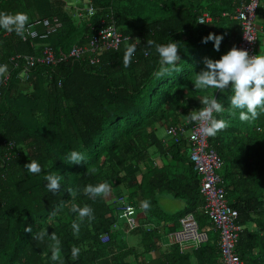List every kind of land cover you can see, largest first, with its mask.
<instances>
[{
    "label": "trees",
    "instance_id": "1",
    "mask_svg": "<svg viewBox=\"0 0 264 264\" xmlns=\"http://www.w3.org/2000/svg\"><path fill=\"white\" fill-rule=\"evenodd\" d=\"M247 1L86 0L85 6L90 3L93 12L85 14L82 5L72 6L70 0H0V12L26 13L29 22L54 16L60 23L49 33L35 25L37 35L24 40L0 28V63L10 74L0 88V264H59L51 260L48 241L37 245L24 231L29 225L33 234L43 229L49 235L55 232L64 264H122L111 234L117 232L111 227L116 202L106 203L104 196L89 198L83 192L86 185L103 182L111 186L112 197L147 201L149 207L156 192L183 199L182 214L193 213L198 229L206 234L195 249L199 263L217 264L218 234L202 210L199 176L188 160L186 137L163 145L156 134L162 125L182 124L187 131L194 123L187 116L203 107L198 97L208 94L224 105V111L214 116L228 124L206 140L221 161L225 198L242 226L235 251L244 264H264V114L255 122H242L239 110L235 116L230 114L231 85L221 92L197 90L192 83L205 68L204 58L217 60L236 47L240 26L233 15ZM254 16L264 28V0H258ZM101 18L105 20L100 22ZM109 21L120 34L116 48L98 40L92 50L90 39ZM210 33L223 36L219 51L214 41L202 42ZM137 39L140 43L125 68L126 46ZM147 40L177 43L180 60L176 63L181 71L157 80L153 73L159 68V57ZM72 45L83 48L81 57L67 56ZM45 47L65 58L53 65L35 63L25 72L22 61L16 60L15 66L8 62L15 54L37 57ZM260 52L264 43L255 54ZM4 141L12 143L8 158L2 154ZM149 148L160 156L169 154L172 163H150L146 177L138 181L137 164L148 160ZM73 150L84 154L85 163H68ZM30 160L41 165L40 174L24 168ZM176 161H185L187 169H176ZM51 171L62 177L55 193L47 190L43 179ZM73 204L91 207L94 215L80 222L78 235L72 228L78 217L71 211ZM137 229L139 225L131 231ZM103 233H108L105 242L99 239ZM73 246L80 249L75 260Z\"/></svg>",
    "mask_w": 264,
    "mask_h": 264
},
{
    "label": "clouds",
    "instance_id": "2",
    "mask_svg": "<svg viewBox=\"0 0 264 264\" xmlns=\"http://www.w3.org/2000/svg\"><path fill=\"white\" fill-rule=\"evenodd\" d=\"M201 23L203 22L201 21ZM28 25L29 16L26 13L17 12L11 14L0 12V28H3L7 32H15L22 39L25 37ZM247 39L251 41V39ZM222 40L223 36L210 33L207 37L203 38L202 42L214 41V48L216 51H219ZM139 43L140 41L137 39L135 43H130L126 46L123 56V66L125 68L130 66ZM147 45L154 47L159 57V68L153 73L157 80L170 77L173 73L181 71L177 68L176 63L180 60L177 43L169 42L162 44L153 40H147ZM145 54L147 55V52ZM203 63L205 68L195 74V80L192 82L195 89L214 88L223 92L231 85L232 95L229 96L231 115L235 116L236 110H239V119L242 122H255L261 114H264V52L250 56L246 50L233 47L219 59L204 58ZM6 72L7 66H0V77ZM198 98L203 107L193 110L187 116L188 120L189 122L198 123L199 130L203 135L214 137L217 132L228 127L225 120L217 119L214 116V113L219 114L224 111V105L213 94ZM67 160L69 164L85 163V156L83 153L73 150L68 154ZM24 168L30 174H40L42 172L41 165L36 160H30L29 163L24 165ZM43 179L47 182L46 188L49 192L55 193L60 189L62 177L56 171L48 172L43 176ZM67 190L70 193L72 191L71 189ZM83 192L89 198L108 196L111 192V186L107 182L96 185L89 184L84 187ZM142 207L147 210L149 203L147 201L142 202ZM71 211L78 213L77 221L72 222L74 235H78L80 222H83L85 218L89 220L94 219L93 209L87 205L80 207L73 204ZM55 214L56 210L52 211L51 215ZM24 231L31 233L32 239L37 242V245L48 241L47 247L51 252V260L64 264L61 242L55 232L49 235L47 230L43 229L33 234L31 225L24 228ZM79 252L80 249L78 247L73 246L71 248L73 260L78 259Z\"/></svg>",
    "mask_w": 264,
    "mask_h": 264
},
{
    "label": "built area",
    "instance_id": "3",
    "mask_svg": "<svg viewBox=\"0 0 264 264\" xmlns=\"http://www.w3.org/2000/svg\"><path fill=\"white\" fill-rule=\"evenodd\" d=\"M257 2L258 0H248L245 4L236 8L233 15V18L238 21L240 26V36L236 48L246 50L250 56L256 55L255 43L257 30L254 12ZM83 10L85 14H92L93 6L88 3L83 7ZM79 14L80 10L76 9V15ZM99 20L103 22L105 18ZM198 21H203V16H199ZM110 23H112V21L106 23L104 27L97 28L95 34L89 41V46L92 47V50L96 49L98 40H101L105 47L109 46L111 48H116L117 43L120 41V34L114 31ZM35 25H41L45 33H49L59 27L60 23L54 16L50 19H33L26 28L25 37L37 35L34 29ZM246 37L251 39V41ZM103 45H101V48L104 47ZM94 52L97 54V51H93V53ZM82 54L83 48L72 45L68 50L67 56L79 58ZM64 58L65 56H54L53 51L45 47L41 55L37 57L15 54L9 57L8 62H12L13 66H15L17 64L16 60L22 61V67L25 72L27 68L33 66L35 63L53 65ZM89 61L93 62L94 59L90 58ZM2 64L3 63H0V66H2ZM9 76L10 74L7 69V72L1 77L0 88L5 86ZM165 132L173 142H177L181 135L186 136L189 146L188 160L192 164V169L199 176L198 192L203 198L202 210L212 224L213 229L216 230L218 234L217 246L219 251V264H244L235 251V244L241 226L236 223V210L230 207L226 201L224 181L219 173L221 161L216 152L208 146L206 140L207 136L200 132L199 125L196 122L191 124L187 131L182 124H176L166 126ZM3 145L5 146V151L2 153L3 157L8 158L10 156L12 143L10 141H4ZM152 165H155V162H152ZM114 202H116L115 209L117 211V216L123 219L125 225L124 229L126 231L134 229L138 225L133 219L134 207L126 202L121 195L115 197ZM262 202L264 205V195L262 196ZM177 222V229L170 233L172 242L178 243V245L181 246L185 241H190L197 245L206 240L205 232L198 229L195 220L189 213L180 216ZM115 226V223L111 225L112 228ZM99 239L102 242L107 241L108 233H103Z\"/></svg>",
    "mask_w": 264,
    "mask_h": 264
},
{
    "label": "crops",
    "instance_id": "4",
    "mask_svg": "<svg viewBox=\"0 0 264 264\" xmlns=\"http://www.w3.org/2000/svg\"><path fill=\"white\" fill-rule=\"evenodd\" d=\"M75 4L80 6L77 3H73L72 6ZM72 12L76 14V9ZM255 25L257 42L259 38V45L255 46L256 53L258 49L260 51L261 44L264 43V28L257 22H255ZM162 127L164 135H157V137L163 145H167L173 141L166 134L165 126L162 125ZM184 137L186 136L184 135ZM148 153V160L137 164L138 170L135 173V179L138 181H141L144 176L146 177V170L151 168L152 162H155V166L172 163L167 153L160 156L154 152L153 148H149ZM175 168H181L184 171L187 169V165L185 161L182 164L176 161ZM127 192L128 190H125L123 194H128ZM112 196L111 192L108 196H104L107 198L105 202L111 203L110 201H115V197ZM168 198L174 197L163 192H156L154 204L147 210L141 206L142 201H127L125 198V201L134 207L133 219L139 225V229L126 231L124 222H114L116 226L113 230L116 229L117 232L114 233L115 235L111 234L114 236V245L117 249L116 255L121 257L120 261L122 264H202L199 263L195 249L203 243L195 245L190 241H185L179 246L178 243L171 241L170 233L177 229V220L181 216L185 204L181 198H176L178 201H166ZM189 214L194 217L193 213ZM118 218L116 213V219ZM248 227L252 228L253 225L250 224ZM217 264H219V255Z\"/></svg>",
    "mask_w": 264,
    "mask_h": 264
},
{
    "label": "rangeland",
    "instance_id": "5",
    "mask_svg": "<svg viewBox=\"0 0 264 264\" xmlns=\"http://www.w3.org/2000/svg\"><path fill=\"white\" fill-rule=\"evenodd\" d=\"M70 1L72 3L74 2V3H77L78 5H80V6L82 5L84 7L86 0H76V2H75V0H70ZM21 79H22V77H21ZM162 128H163L162 126H157L156 134L158 136H163L164 135ZM123 192L125 193V190H123ZM166 201H178V199H176V198H168V199H166ZM116 221L118 223H121V222L123 223V220L121 218L116 219Z\"/></svg>",
    "mask_w": 264,
    "mask_h": 264
}]
</instances>
